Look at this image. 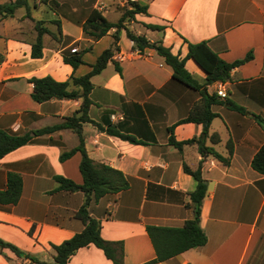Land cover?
Returning <instances> with one entry per match:
<instances>
[{
    "label": "crops",
    "instance_id": "0c3cea01",
    "mask_svg": "<svg viewBox=\"0 0 264 264\" xmlns=\"http://www.w3.org/2000/svg\"><path fill=\"white\" fill-rule=\"evenodd\" d=\"M9 1L0 0V4ZM105 1L95 0L93 6L108 20L117 21L126 0L111 5ZM137 1L147 5V12L135 14L126 27L150 41L161 40L180 58L187 53V41L203 40L227 62L252 54L234 66L224 81L226 98L246 112L223 103L211 105L216 116L210 122L209 134L218 133L220 140L214 144L207 138L205 144L226 155L230 140L233 152L228 165L212 155L202 160L207 191L199 223L207 241L156 264H264V174L251 167L253 155L264 143V127L253 116L264 119V0ZM110 6L118 12L115 19L106 16ZM24 14V7H20L13 16L0 19V129L32 136L29 142L0 158V190L6 186L8 169L22 177L19 200L0 204V239L20 252L0 246V264H55L53 245L83 228L74 216L83 201L82 191L57 190L54 178L62 175L82 182L80 153L60 159L63 151L78 144V136L70 128L42 135H34L33 131L62 122L79 107L80 99L36 102L30 95L32 83L28 78L48 74L63 81L71 74L86 73L97 56L112 45L115 28L93 40L84 36L80 25L60 16L62 34L70 41L56 48L45 35L42 56L33 58V19L50 21L58 15L40 3L31 6L32 18ZM148 23L164 27L150 29L145 26ZM48 26L54 29L52 24ZM117 44L119 50L112 59L120 65L121 74L109 60L90 78L93 103L88 115L103 125L107 121L118 124L123 132L144 143H131L91 123L82 124L88 155L121 170L129 182L127 189L92 201L88 209L101 221L104 239L123 242V264H141L155 256L147 225L181 226L192 216L189 193L196 181L184 172L183 164L194 169L202 156L196 144H184L181 150L169 144L168 127L174 125L177 140L200 134L201 124L178 123L200 93L176 80L171 66L153 48L139 51L125 29L119 32ZM69 52L82 53L84 63L75 69L64 63L62 54ZM189 60L193 59H187L185 67L203 83L204 71L193 60L203 71L202 76L195 77L187 67ZM82 66L87 67L83 70ZM215 90V82L206 85L209 94ZM68 264L114 263L90 244L76 250Z\"/></svg>",
    "mask_w": 264,
    "mask_h": 264
},
{
    "label": "trees",
    "instance_id": "16d2710c",
    "mask_svg": "<svg viewBox=\"0 0 264 264\" xmlns=\"http://www.w3.org/2000/svg\"><path fill=\"white\" fill-rule=\"evenodd\" d=\"M30 1H32L31 4ZM94 1L95 0H10L7 3L0 4V19L13 16L16 9L20 7H24L25 9L24 16L31 17L30 8L32 5L37 6V3L45 4L58 15L50 21L33 19L35 36L30 42V56L33 58L42 56L45 35L54 42V47L56 48L70 41L69 37L64 38L62 34L60 16H65L74 23L80 25L84 36L93 40L101 38L110 29L115 28L112 45L105 48L97 56L96 60L90 64V70L86 73L81 75L71 74L68 79L63 81L56 80L48 74L44 76H31L28 78L29 82L32 83L30 95L36 102L41 103L53 98L80 99L79 107L71 114L66 115L62 122L46 125L33 131L34 135H42L52 133L58 129L70 128L78 136V144L67 151H63L60 154V159L65 160L77 151L80 153L79 171L82 182L76 183L72 179L62 175H54V178L58 182L57 190L70 192L76 190L82 191L83 201L74 212V216L81 220L83 228L61 243L53 245L56 251L54 262L55 264H68L69 258L76 250L80 247L93 244L100 248L104 255L114 264H123V242L104 239L100 233L101 221L92 217L88 208L92 201H97L106 194H113L127 189L129 187V182L121 170L104 162H97L88 155L82 134V124L86 122L91 123L99 130L109 135L128 140L131 143H144L143 140L123 132L118 124L107 121L105 125H103L91 119L88 115L89 107L93 103L89 96L93 87L90 78L104 69L109 60L113 62L115 69L121 74V67L117 61L112 59V56L119 50L117 44L119 32L125 29L127 37L134 42V45L138 47L139 51L143 50L145 47L153 48L159 55L163 56L165 62L171 66L173 77L176 80L198 90L200 93L199 99L193 103L187 115L178 121V123L194 122L201 124L200 134L188 139L177 140L173 134L174 125L168 127L169 144L179 150L182 149L184 144H196L202 156L198 166L194 169L190 168L185 163L183 164L184 172L190 174L196 181L195 188L189 193V206L192 208V216L186 219L181 226H146V232L153 245L155 256L141 264H156L190 248L202 246L207 241L206 233L199 223L200 208L207 191V183L201 173L202 160L203 157L212 155L224 165H228L233 152V144L230 140L226 143V155L218 152L213 146L205 144L207 138L214 144L220 140L218 133L213 132L209 134L210 122L216 116V113L211 110V105L223 103L227 107L239 112H246V110L232 100L226 97H220L216 92L209 94L206 91V85L216 81L224 82L228 80L231 69L250 59L252 54L248 53L242 59L227 62L210 48L207 41L203 40L200 42L187 41V53L184 57L180 58L178 54L171 52L169 46L163 45L161 40L150 41L145 35L135 33L126 27L125 23L134 20L135 14L147 12L146 4H142L137 0H126V5L123 7L118 20L110 21L97 7L93 6ZM49 24H52L54 29L50 28L48 26ZM145 26L157 30L164 27L151 23L145 24ZM84 50H87V48ZM189 58H192L204 71L205 80L203 83L194 79L185 67V62ZM1 60L2 56L0 54V61ZM62 60L73 69L84 63L82 53L79 52L63 53ZM253 116L264 127V119L259 115ZM31 139L32 136L29 133L18 134L0 129V158L9 151L29 142ZM251 167L257 172L264 174V143L253 155ZM21 191L22 177L20 173L8 169L6 186L4 189L0 190V204L16 203L20 198ZM0 246L10 247L16 253L20 252L14 245L4 242L1 239Z\"/></svg>",
    "mask_w": 264,
    "mask_h": 264
},
{
    "label": "rangeland",
    "instance_id": "374dc122",
    "mask_svg": "<svg viewBox=\"0 0 264 264\" xmlns=\"http://www.w3.org/2000/svg\"><path fill=\"white\" fill-rule=\"evenodd\" d=\"M116 0H106L105 2L109 5H111L113 2H115ZM110 10L108 12H106V16L109 18V19H115L116 16L118 15V12L112 7L110 6ZM83 68L81 69H86L87 66H82ZM187 67L189 68V70L192 72V74L195 76V77H200L203 75V71L201 70L200 67L197 66V64L193 61V60H189L187 62Z\"/></svg>",
    "mask_w": 264,
    "mask_h": 264
},
{
    "label": "built area",
    "instance_id": "2783aa9c",
    "mask_svg": "<svg viewBox=\"0 0 264 264\" xmlns=\"http://www.w3.org/2000/svg\"><path fill=\"white\" fill-rule=\"evenodd\" d=\"M216 93L220 97L224 98L226 97V89L224 88V82L222 81H216Z\"/></svg>",
    "mask_w": 264,
    "mask_h": 264
}]
</instances>
